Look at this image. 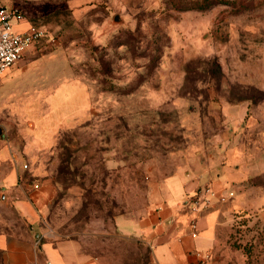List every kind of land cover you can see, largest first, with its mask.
Wrapping results in <instances>:
<instances>
[{
	"label": "rangeland",
	"instance_id": "rangeland-1",
	"mask_svg": "<svg viewBox=\"0 0 264 264\" xmlns=\"http://www.w3.org/2000/svg\"><path fill=\"white\" fill-rule=\"evenodd\" d=\"M217 1L199 10L202 0H0L50 36L9 86L0 79V159L52 177L56 197L41 216L49 238L80 241L99 264H151L152 246L124 236L117 217L143 215L154 182L201 159L223 163L230 146L254 175L253 197L264 190V0ZM70 84L89 104L67 128L62 110L83 102ZM256 214L234 221L245 264H264ZM6 216L0 236L22 225Z\"/></svg>",
	"mask_w": 264,
	"mask_h": 264
},
{
	"label": "crops",
	"instance_id": "crops-1",
	"mask_svg": "<svg viewBox=\"0 0 264 264\" xmlns=\"http://www.w3.org/2000/svg\"><path fill=\"white\" fill-rule=\"evenodd\" d=\"M23 16L15 26L20 33L33 25ZM33 49L27 51L24 58ZM11 70L4 74V87L9 86L4 82L15 71ZM16 70L26 74L30 68ZM70 87L76 88L68 96L74 97L81 91L83 102L71 110L60 109L67 128L85 119L89 104L82 85L70 84L67 88ZM67 102L68 97L63 104ZM240 109L242 113L244 109L236 107V111ZM244 157L238 148L230 146L223 163L201 159L179 167L174 175L151 185L149 204L143 215L117 217L119 231L124 236L133 234L138 240L142 238L152 246L151 264H196L204 253L211 254L208 264H245L240 250L232 247L235 217L239 211H257L256 215L264 217V190H256L258 196L253 197L255 189L247 181L254 175L242 168ZM26 169L28 165L22 166L16 158L13 161L0 159V220L6 219V214H16L22 223H7L0 236L2 264H99L97 258L83 251L80 241L51 239L43 232L41 216L56 197L57 190L48 172L27 173ZM205 187H211L220 198L196 215L198 234L194 237L190 227L193 216L187 201Z\"/></svg>",
	"mask_w": 264,
	"mask_h": 264
},
{
	"label": "built area",
	"instance_id": "built-area-1",
	"mask_svg": "<svg viewBox=\"0 0 264 264\" xmlns=\"http://www.w3.org/2000/svg\"><path fill=\"white\" fill-rule=\"evenodd\" d=\"M23 19L24 16L20 9L0 2V79L24 58L27 51L38 43L50 39L46 30L34 25L30 26L26 32H17L16 23ZM230 196H233V193H230ZM217 198L220 197L211 187H205L196 195L188 198L187 206L193 216L190 227L194 237L198 234L196 215L203 208L209 207ZM211 259L210 253H204L196 264H208Z\"/></svg>",
	"mask_w": 264,
	"mask_h": 264
},
{
	"label": "trees",
	"instance_id": "trees-1",
	"mask_svg": "<svg viewBox=\"0 0 264 264\" xmlns=\"http://www.w3.org/2000/svg\"><path fill=\"white\" fill-rule=\"evenodd\" d=\"M220 2L217 0H202L201 5H198L197 7H195L196 9L199 10H205L208 8H212L214 6H217ZM232 247H234L235 249H240L241 247L235 244H232Z\"/></svg>",
	"mask_w": 264,
	"mask_h": 264
}]
</instances>
